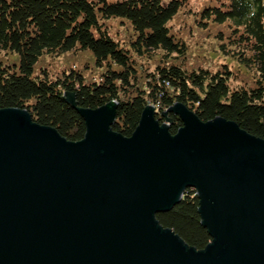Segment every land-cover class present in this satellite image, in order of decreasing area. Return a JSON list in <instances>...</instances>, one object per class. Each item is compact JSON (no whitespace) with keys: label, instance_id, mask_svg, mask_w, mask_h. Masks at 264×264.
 Returning <instances> with one entry per match:
<instances>
[{"label":"water","instance_id":"water-1","mask_svg":"<svg viewBox=\"0 0 264 264\" xmlns=\"http://www.w3.org/2000/svg\"><path fill=\"white\" fill-rule=\"evenodd\" d=\"M169 111L176 134L147 105L125 136L116 101L80 107L72 141L0 109V264H264V138L179 102ZM188 188L211 237L200 250L157 219Z\"/></svg>","mask_w":264,"mask_h":264},{"label":"trees","instance_id":"trees-1","mask_svg":"<svg viewBox=\"0 0 264 264\" xmlns=\"http://www.w3.org/2000/svg\"><path fill=\"white\" fill-rule=\"evenodd\" d=\"M184 0H0V109L22 108L34 121L53 126L68 140L86 131L78 108L117 102L113 129L131 136L147 105L157 119H171L170 132L182 126L169 109L182 103L201 120L223 117L264 138V0H218L199 12L201 25H226L220 48L250 74L223 64L213 70L189 69L187 46L168 24ZM130 20L134 36L124 45L109 32L107 19ZM204 27V26H203ZM225 34V35H224ZM74 51L91 54L99 75L77 67L60 76L38 68L44 55ZM160 54V59L155 56ZM154 61V62H153ZM74 97V104L67 95ZM168 112V113H167ZM167 113V116H162ZM196 190L157 214L187 244L204 249L210 242L201 224Z\"/></svg>","mask_w":264,"mask_h":264},{"label":"rangeland","instance_id":"rangeland-1","mask_svg":"<svg viewBox=\"0 0 264 264\" xmlns=\"http://www.w3.org/2000/svg\"><path fill=\"white\" fill-rule=\"evenodd\" d=\"M184 3L177 16H175L168 26L185 42L188 48L186 62L189 69H198L203 66L216 70L222 67L223 64H226L232 70H239L243 76L247 77L250 73L240 66L234 58L225 55L220 48L222 40L219 38V35L222 32L227 34L226 25H201L199 23V12L201 9L205 6L218 3V0H184ZM106 21L110 34L124 45H127L129 39L134 36L130 20L114 17ZM0 57L7 61L16 58L14 55H6L5 53H1ZM154 59L159 61L160 54H157ZM39 67L47 70L51 77L60 76L64 70L72 67L83 69L86 76H98L101 72L95 67L91 54L81 51L44 55L38 64Z\"/></svg>","mask_w":264,"mask_h":264}]
</instances>
